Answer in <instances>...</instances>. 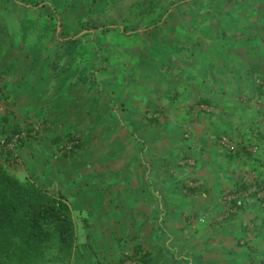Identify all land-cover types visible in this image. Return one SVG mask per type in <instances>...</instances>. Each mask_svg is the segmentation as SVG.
<instances>
[{"label":"rangeland","instance_id":"rangeland-1","mask_svg":"<svg viewBox=\"0 0 264 264\" xmlns=\"http://www.w3.org/2000/svg\"><path fill=\"white\" fill-rule=\"evenodd\" d=\"M67 4V10L83 21L111 26L105 32L90 29L93 35L81 41L89 42V61L81 57L73 66L60 48L39 44L43 30L48 38L51 30L18 29L10 13H0V84L5 87V100L14 103L11 124L44 126L38 136L32 130L18 145L19 172L68 198L79 243L90 235L91 246L104 264L110 254L123 255L138 247L161 250L166 264H224V256L226 264H232L226 251L241 231L215 223L228 207L229 181L212 163L203 166L215 159L216 147L196 146L193 128L183 123V117L195 119L188 102L200 97L211 100L209 110L227 111V102L235 101L242 89L236 82L246 78L249 64L256 61L251 52L242 72L226 78L215 42L204 38L202 47H197L204 31L201 21L210 16L219 20L209 26L225 32L229 53H241L263 41L264 23L254 26L258 37L245 26L250 18L262 21L258 11L264 12V0H72ZM62 7L56 8L62 11ZM254 12L257 17L252 18ZM73 16L68 23L76 20ZM62 21L65 27L63 16ZM68 29L65 35L74 31ZM87 33L86 28L75 36ZM51 59L54 64L48 65ZM228 110L224 117L234 114L233 108ZM215 129L216 134L225 133L226 126ZM70 135L80 143L72 146ZM20 149L26 154L22 156ZM190 158L196 165L189 163ZM196 177L206 179L208 190L200 195L198 190L185 193L183 186ZM250 264H257L256 259Z\"/></svg>","mask_w":264,"mask_h":264},{"label":"trees","instance_id":"trees-1","mask_svg":"<svg viewBox=\"0 0 264 264\" xmlns=\"http://www.w3.org/2000/svg\"><path fill=\"white\" fill-rule=\"evenodd\" d=\"M42 2L43 0H37L36 3L39 4L37 7L23 4L18 0H10L0 6V13H10V16L16 19L15 22L19 24L18 29L31 32L39 31L44 27L51 30L53 33L49 38L46 31H43L38 37L39 44L44 47L46 43L50 45V49L60 48L59 52L70 57L67 59L70 65L73 66L79 62L81 57H86L85 60L89 61L92 53L89 49V42L86 44V40L82 43L81 41L85 38L90 39V36L93 35L90 29L99 30L100 25L97 26L96 23L89 20L83 21L80 15L69 11L67 15H74L76 20L66 23L65 26L73 27L74 31L65 35L68 29L64 33L62 16L67 8H62V11H59L53 5L47 8L48 6ZM44 14H51L50 16H54L56 21L54 23L46 22L42 17ZM58 20H60L59 25L61 26L59 33L57 32ZM167 20L168 18H165L162 22L166 23ZM77 27L79 28L76 29ZM109 27L111 26L103 25L100 32H105ZM147 27L150 28V26ZM86 28L89 33L80 38L75 36ZM123 30L124 33L129 31L126 26L123 27ZM52 64L54 61L51 59L49 65ZM261 79L263 82L257 83V87L262 94L264 93V79ZM198 104L200 107L201 105L212 106L204 101H199ZM6 126L3 124L0 127V264H74L75 254L80 243L77 220L72 206L63 193L54 192L46 185L39 184L32 176L19 172L18 145L20 142L24 143V139L31 134V130L27 131L15 125L9 132L10 130ZM22 131L26 132V136L18 142L16 150H9L1 144L3 138L10 139L15 133ZM247 134V140L250 141L254 150H250L245 145L246 143L234 140L230 135L224 136L230 140L233 147L220 143L232 156L242 157L245 153L253 156L255 152L262 151L264 148V130L259 129L256 133L248 132ZM224 136H221L220 140ZM59 139L63 138L59 137ZM68 140L72 146L80 143V139L73 135H70ZM262 167V170L251 181L244 182L227 192L232 196V205L247 206L254 200L264 211V164Z\"/></svg>","mask_w":264,"mask_h":264},{"label":"crops","instance_id":"crops-1","mask_svg":"<svg viewBox=\"0 0 264 264\" xmlns=\"http://www.w3.org/2000/svg\"><path fill=\"white\" fill-rule=\"evenodd\" d=\"M10 0H0V6L4 3L9 2ZM21 3H26L30 6H39V4L36 3L37 0H18ZM65 1V0H60ZM72 0H67L65 2H59L54 3V0H43L42 4H46L50 8L51 5L57 7V6H65L62 8H67V3L71 2ZM83 1V0H79ZM66 3V5H65ZM220 3V2H219ZM37 4V5H36ZM72 4L69 5H73ZM78 6H81V3ZM261 5V4H260ZM261 9H263V5L261 6ZM60 10V9H59ZM67 11H70L69 9ZM260 13V16L262 18V21H256L257 14L254 12L252 14L253 19H249V24L245 26V28L251 29L250 31L253 32V35L258 37L257 30H255L254 26L264 23V12L258 11ZM51 14H44L42 17L45 19L48 23H54L56 21V18L54 16H50ZM70 15L65 14L64 12V18L68 22V17ZM259 17V16H258ZM205 21H201L204 25L201 26V29L204 30L200 33L202 37H200L197 43V47L201 48V40L204 38H211L214 43L215 52L218 54V62L220 61V65L223 67L221 71L224 72L226 78L227 75L232 74L236 75V72L241 73L243 69V65L247 66L244 63V60H248V58L251 55V52L254 53L256 56V61L249 64L248 68V75H246V78L243 76L240 77L239 81L236 83H239L240 88L239 94L237 93V98L235 101L227 102V111L226 109H220L219 107H216L209 110L206 108H202L199 106V101L209 102L211 103V100H208L207 98L200 97L199 99H194L191 102H188V107L195 111L194 117L195 119H191L189 121L185 115L183 123H187V125L191 128H193V143H195L196 146H199L200 148L208 149V145H211V147L214 145L216 147L214 153H215V159H209L206 161L205 164L212 163L214 167L218 168L216 169L217 172L222 173L223 176L227 178L228 185H227V192L230 191V189L234 187L240 186L242 183L251 181L257 173H259L262 170V166L264 164V148H262V151L255 152V155L251 156L248 153L245 155H242V157L232 156L229 154V152L224 150L225 148H222L219 144V149L217 148V143L215 141V137L219 139V136L230 135L233 137L234 140H239L248 146L250 150L252 149V144L249 140H247L248 132L256 133L257 130L263 129L264 130V93H260L258 91L257 83L263 82L261 78L264 79V38L261 43H258V45H250L246 46L244 51L241 53H229L231 50V46L229 42H227V36L224 34L225 32L217 31L214 27L217 26H209V24H213L214 21H219L217 19H214V17H204ZM222 18V17H219ZM258 20V19H257ZM72 21V20H71ZM70 21V22H71ZM222 22V20H221ZM60 20H58V27L57 32L59 33L61 30V26L59 25ZM223 23V22H222ZM224 25V23H223ZM226 26V25H224ZM260 26V25H259ZM68 26L64 27V30H67ZM69 30V29H68ZM225 30V29H224ZM44 31V30H43ZM261 31L258 29V32ZM38 32V31H34ZM45 32V31H44ZM32 33V32H31ZM53 32H51L52 34ZM223 33V34H222ZM206 36V37H205ZM243 37L240 38V40ZM182 46V45H181ZM256 47V48H255ZM250 48H255L254 51H251ZM239 49V48H234ZM196 49H194L195 55ZM179 55V54H178ZM234 55V58L232 56ZM227 56H230V60L227 61ZM240 58V61H237V59ZM222 62V64H221ZM230 62H232L231 65H228ZM49 65V64H48ZM47 65V66H48ZM238 73V74H239ZM177 79V78H176ZM237 79V78H232ZM215 79L211 77L210 83L214 86ZM212 90V89H211ZM212 92V91H211ZM5 87L3 84H0V127L4 124L7 125L6 127L12 131L13 127L17 125V123L11 124V121L13 119V107L14 103L9 99L8 102L5 100ZM237 100V101H236ZM185 102V101H184ZM202 106V105H201ZM187 107V108H188ZM214 107V106H213ZM230 108L234 109V114L229 117H224L223 113H229L228 110ZM162 113V110H159ZM165 114L167 112H164ZM186 113V112H185ZM228 116V114H227ZM191 117V116H190ZM11 119V120H10ZM6 121V122H5ZM220 124H225L226 131L216 134V127L220 126ZM42 125V124H41ZM21 129L25 130H37L36 134L37 136L40 134L39 128H35V126L30 123V126H22L19 125ZM213 140H211L212 136ZM217 139V140H218ZM27 139L25 138L24 141ZM62 141L54 143L59 145ZM23 143V142H22ZM51 143V141H50ZM212 143V144H211ZM243 144V143H242ZM191 147V146H190ZM21 150V149H20ZM33 151V148H32ZM22 156L26 154V151L21 150ZM249 155V156H248ZM212 156V155H211ZM255 156V157H254ZM29 160V159H27ZM190 160L188 159L189 163L192 164ZM20 161V159L18 160ZM27 164L28 162L25 161ZM206 181V179L196 177L195 181H190L187 185L185 184L183 186V190L185 193H188L190 191L198 190L197 193L200 195L202 191L208 190L207 187L203 184V182ZM204 186V187H203ZM227 196L230 197L227 200V205L225 212L222 217H219V219L215 221V223L219 224L222 228L227 230V227H236L238 228L241 233L238 238H236L230 246L228 247L227 252L232 256L231 258H227L228 263L231 262L232 264H250L251 260L254 258L257 261V264H264V211L262 208H260L254 200L251 201L249 204L237 207L232 205V196L227 193ZM91 236L86 235V238L82 240V243L78 245V250L75 254L74 258V264H104L101 262L100 257H97V254L93 247L91 246ZM109 245V242L106 243L105 247ZM141 247H138L136 250L129 251L124 253L123 255L115 256L113 254H110L107 264H166V257L163 254V252L160 250L159 252H153V250H142ZM225 252V249H224ZM114 256V257H113ZM249 258V259H248ZM222 261L224 264H226V257L224 256ZM218 264V263H217Z\"/></svg>","mask_w":264,"mask_h":264},{"label":"built area","instance_id":"built-area-1","mask_svg":"<svg viewBox=\"0 0 264 264\" xmlns=\"http://www.w3.org/2000/svg\"><path fill=\"white\" fill-rule=\"evenodd\" d=\"M202 108H206V106L202 105L201 106ZM26 136V132L22 131V132H17L15 133L10 139H6V138H3L1 140V144H3L7 149L9 150H16V146L18 144V142ZM221 143L225 146H230V147H233L230 140L227 138V137H222V139L220 140ZM190 162L192 164H194V160H190Z\"/></svg>","mask_w":264,"mask_h":264}]
</instances>
